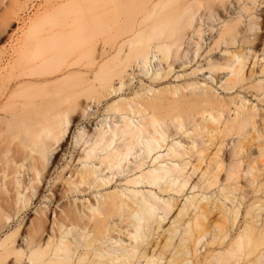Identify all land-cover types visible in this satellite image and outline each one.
Listing matches in <instances>:
<instances>
[{"label": "bare ground", "instance_id": "bare-ground-1", "mask_svg": "<svg viewBox=\"0 0 264 264\" xmlns=\"http://www.w3.org/2000/svg\"><path fill=\"white\" fill-rule=\"evenodd\" d=\"M53 1L34 19L55 17L56 74L48 25L22 31L11 58L0 51L1 130L27 128L23 152L0 143V264H264V0ZM198 58L184 76L220 70L225 94L144 81ZM112 95L47 179L76 120Z\"/></svg>", "mask_w": 264, "mask_h": 264}, {"label": "rangeland", "instance_id": "rangeland-1", "mask_svg": "<svg viewBox=\"0 0 264 264\" xmlns=\"http://www.w3.org/2000/svg\"><path fill=\"white\" fill-rule=\"evenodd\" d=\"M11 2L12 1H15V0H10ZM10 1H8V0H1L0 1V3H2V2H4V3H2L3 5L5 4V2L7 3V4H5V7H2L3 5H1L0 6V51L2 52V50L4 51L3 52V55H4V57H3V55H1L2 53H0V55L2 56H0L1 58H2V60H3V58H5L6 57V59H4V60H7L8 58H11L9 55V53H14V51L13 50H15L14 48H15V46L14 45H16L18 42L16 41L17 40V38H21L23 35L21 34L22 33V31H24V30H26L27 29V31H24V36H23V38L25 37V35L26 36H28L29 34H31V35H33V33L32 32H34V35L33 36H36V35H39L42 31H44L43 30V28L46 26V25H48L47 27H45L44 29H46V30H48V29H50L51 30V28H53V30L51 31L53 34H55V29H56V24H55V17L53 18V17H49V20H47V19H45V20H42V19H38L37 21L34 19V17L37 15V12H40L41 10V13L43 12L44 13V11H45V8H44V6H45V4H47L46 6H49V3L51 4V3H54V4H56L53 0L51 1V0H17V1H15L16 3H12V4H10L11 2ZM59 1H62V0H59ZM58 1V2H59ZM135 1V0H134ZM134 1H130L129 2V4H128V9L131 7L130 5H133V7H131V9H129V13L131 12L130 10H138V7L136 6V4H137V1L136 2H134ZM140 1V0H139ZM9 2V3H8ZM56 2H57V0H56ZM134 2V3H133ZM136 3V4H135ZM12 5L10 8L13 10V5L14 4H16V7L18 8V5H19V9H17L16 10V7L14 8L15 10H13L12 12H11V10L10 9H7V10H9V11H6L7 13H5L4 11L5 10H3V9H5L7 6L6 5ZM18 4V5H17ZM40 4V5H39ZM54 4H53V6H54ZM15 6V5H14ZM37 6H39V7H37ZM45 6V7H46ZM53 6H52V4H51V6L48 8V9H46V11H50V9H51V11H53ZM130 6V7H129ZM9 7V6H8ZM41 7V8H40ZM95 7V6H94ZM98 7V6H97ZM134 7H135V9H134ZM3 8V9H2ZM37 8H40V11H38L39 9H37ZM47 8V7H46ZM44 9V10H43ZM127 9V10H128ZM126 10V11H127ZM136 10H135V12H136ZM121 12V11H120ZM128 12H123V14H126L127 13V15H128ZM135 12H132V13H135ZM121 14H122V12H121ZM65 15H67L66 17H65ZM68 15H69V13H66V14H64V19L66 18L67 19V17H68ZM114 14L112 13V15L111 16H113ZM120 15V14H119ZM129 15H131V13L129 14ZM111 16H107V17H109V19H110V17ZM123 16V15H122ZM34 19V20H33ZM108 18H107V20H109ZM110 21V20H109ZM109 21L108 22H105V23H109ZM111 22H113V26L111 25V27L110 28H112V32H114V30H115V28H117L115 25H114V21H111ZM215 22H217V21H215ZM105 23H102L101 25H103L102 27H105L106 26V24ZM116 23V22H115ZM118 23V22H117ZM116 23V24H117ZM124 24H125V22H123ZM32 24H34V25H36L35 27H34V25H32ZM32 25V26H31ZM43 26V28H41L40 27V29L37 31V29L39 28L38 26ZM51 25V26H50ZM55 25V26H54ZM100 25V26H101ZM120 25H122V24H120ZM127 25V24H126ZM125 25V26H126ZM207 25V24H206ZM210 24L208 23V26H209ZM54 26V27H53ZM124 26V25H123ZM208 26H204V30H206L207 29V27ZM38 27V28H37ZM127 27V26H126ZM126 27H124V29L126 28ZM32 29V30H29V29ZM37 28V29H36ZM55 28V29H54ZM33 29H36L35 31L33 30ZM114 29V30H113ZM123 29V28H122ZM208 29H209V27H208ZM41 30V31H40ZM111 31H109L110 32V34H109V37H113L114 35L111 33ZM209 31V30H208ZM27 32V33H26ZM39 32V33H38ZM48 32V34L46 35V37H45V40H43V45L44 46H46V47H48L49 46V48H46V50L48 49V50H51L50 52L47 50V51H45V55H46V57L45 58H47L46 59V61H47V63H46V61H45V63H46V65L47 64H51L50 65V68H52L51 70H52V72L55 70V72H54V74H56V68L55 67H58V62H60L61 63V59L59 58L60 56L57 54V53H55L51 48H53L54 50H55V48L54 47H52L53 46V44H54V38H55V35H51V32L48 30L47 31ZM26 33V34H25ZM38 33V34H37ZM49 33H50V35H49ZM20 34H21V37H20ZM36 34V35H35ZM112 34V35H111ZM50 37H49V36ZM100 35V36H99ZM111 35V36H110ZM53 36V37H52ZM102 36H105V34H98V39H107L108 40V38L109 37H106V36H108V34L105 36V37H102ZM47 37H48V39H47ZM100 37H102V38H100ZM48 40V41H47ZM50 40V41H49ZM19 41V40H18ZM47 42L46 44H45V42ZM52 41V42H51ZM16 43V44H15ZM52 45V46H50V44ZM192 44V43H191ZM191 44H189V45H191ZM204 44H205V42H204ZM66 45V44H65ZM17 46V45H16ZM193 46V45H192ZM191 46V47H192ZM65 48H67L66 46H64ZM204 47H206V44L204 45ZM13 48V49H12ZM191 48L189 47V52H190V54H189V56H191V50H190ZM230 50H234V49H238V47L237 46H232V47H230L229 48ZM65 50V49H64ZM69 48H67L66 49V51H65V54H66V52L68 53L67 54V56L69 55ZM51 52H53V53H51ZM219 52H222V51H216V53L217 54H220ZM6 53V54H5ZM53 55L54 54V56H50V55ZM56 54H57V56H56ZM215 54V53H214ZM216 54V55H217ZM6 55H8V56H6ZM47 55L49 56V57H47ZM12 56H13V54H12ZM52 57V58H51ZM55 57V58H54ZM50 58V59H49ZM57 58H58V60H57ZM37 60L39 59V57H37L36 58ZM201 60H199V58L198 59H196L197 61H193L192 63H188V64H186V65H184V66H180V67H178V66H176L175 64H179V63H177V61H176V63H174V70H173V72L169 75V76H167V77H165V78H163V79H161V80H157V82L155 83V82H153V81H150L148 78H144V81L146 82V83H150L151 85H153V86H156L157 88L158 87H161V86H164V85H168V84H179V83H181V82H183V80H185V79H188V78H192L193 80H198L199 79V81L201 82L202 80L204 81V82H207L209 85H212V86H214L216 89H217V91L218 92H220L221 94H225V90H223L222 89V87H220V82H217V80H219V77H217L218 76V74H223V73H221L220 72V70H218V71H216V72H218V73H216L215 74V78L212 80V79H210V78H208V79H205V78H203V75H202V73H198L197 75H192V76H184V74H186V73H189V72H191V70L192 69H194L195 68V66H197L198 65V62L199 63H203L204 62V60H202V58H200ZM40 60H41V58H40ZM55 60H56V62H57V64H56V62H55ZM196 62V63H195ZM53 63H55L57 66H55ZM44 65V67L45 68H43V67H41V71H42V74H44V71L43 70H46V69H48V70H46L45 72H46V74H47V71H49L48 72V74L46 75V76H44V75H42L41 74V76H44L45 78L49 75V76H51V77H47V78H52L53 76L55 77V75L51 72V70L49 69V65H48V68H47V66L44 64V62L42 63V66ZM54 67H53V66ZM154 67V66H153ZM19 70H20V67H19ZM50 73H51V75H50ZM178 73H180V77H177L176 75L178 74ZM58 75V74H57ZM56 75V76H57ZM209 75V73H206V76H208ZM217 77V78H216ZM197 78V79H196ZM202 78V79H201ZM153 82V83H152ZM50 82H48V87H49V85L51 84H49ZM67 83H68V81H67ZM52 84H53V82H52ZM54 85V84H53ZM55 86V85H54ZM45 87V86H44ZM53 87V86H52ZM59 87V86H58ZM41 88V87H40ZM50 88H51V85H50ZM42 89V88H41ZM52 89V88H51ZM46 90H47V88H46ZM240 90L241 89H235V90H233L232 91V94H235L236 93V91H238V92H240ZM241 94H246V92L244 91V90H242V92H241ZM247 95V98H249L250 96H249V93H247L246 94ZM116 98V96H114V95H112L111 97H109V98H107L106 100H104L103 101V103H100L99 104V106H92L91 107V109H94V110H92V111H94V114L92 115V116H90V117H81V119H77L76 121V123L73 125V127L71 128V132L61 141V143H60V146H59V144L57 145L58 146V148L57 147H55V151L53 152V155L51 156V159H50V163L51 164H48V166H47V168L45 169V171L44 172H46L48 169H49V166L50 167H52V168H50L49 170V172L50 173H48V175L49 176H47V179L48 178H53L54 176H55V174L57 173L56 171H58V169L60 170V165L62 164V163H64L68 158V154H70V151H71V149H73V146H74V135H75V133H74V131H77L78 129L77 128H79L80 126H87L86 128H88L90 125H91V127H93V125H94V123L95 122H93L92 124H90V122H92V119H93V121H97L98 120V118L100 119L101 117H103V116H106L105 114V106H106V103L107 102H111V100L113 101L114 99ZM253 99V98H252ZM251 99V100H252ZM256 102V101H255ZM94 107H96V108H94ZM102 108H104L103 110H101ZM96 110V111H95ZM104 112V113H101V112ZM94 116V117H93ZM87 119V120H86ZM95 119V120H94ZM91 120V121H90ZM89 124H88V123ZM87 123V124H86ZM81 124V125H80ZM84 124V125H83ZM1 125V124H0ZM17 126V125H16ZM3 127H5V124L3 125H1L0 126V131L1 132H4V133H1L0 134V143H4L3 145H5V143H6V145L7 144H10V145H8L9 147L11 146V148H9V150H11L12 149V147L14 148V146H20V145H18V144H16V142L20 139V136L19 135H24L25 136V132H24V134H23V130L24 131H26L27 130V128H26V130H25V128L23 127V126H17L19 129H20V131H21V127H23L24 129L20 132L17 128V130L15 129V131L13 130V131H11L12 129L11 128H13L14 129V127H9L10 129H9V131L7 130V129H4V130H6V132L5 131H2L1 130V128H3ZM91 127H89V128H91ZM11 133L10 135H9V133ZM13 132H16V134L14 133V134H12ZM6 133V135H4ZM20 133V134H19ZM27 133V132H26ZM4 136H3V135ZM18 134V135H17ZM12 135H17V136H19V137H13ZM2 136V137H1ZM11 136L13 137V138H11ZM21 136V137H22ZM23 136V137H24ZM25 137H27V135L25 136ZM24 137V138H25ZM4 138V139H3ZM9 139V140H8ZM11 139H13V140H11ZM4 140V141H3ZM25 140L27 141V139L25 138ZM3 141V142H2ZM13 141H15V144H14V142ZM20 141V140H19ZM9 142V143H8ZM21 143L23 142V140H22V138H21V141H20ZM26 142H24V144H25ZM24 144H22V145H24ZM55 145V146H56ZM24 146H26V145H24ZM24 146L22 147L23 149H21L20 148V150H18L19 148L17 147V148H14V150L16 149V151H21V152H23L25 149H24ZM1 147H2V144H1ZM3 148L4 147H2V150H3ZM6 148H8V147H5V149ZM0 150H1V148H0ZM14 150H11L10 152H6L7 154H9V153H12L13 154V151ZM23 150V151H22ZM3 153H4V151H3ZM2 153V154H3ZM6 153H4V154H6ZM15 153H18V152H15ZM14 153V154H15ZM0 154H1V151H0ZM48 172V171H47ZM42 185L41 186H43V183H41ZM46 186V187H45ZM42 194H45V192L46 193H49V192H47V184H44V186H43V189H42ZM174 194V193H173ZM188 194L190 195V194H192V190H188ZM39 198H41L42 199V197L40 196ZM40 199V200H41ZM180 199H181V197H180ZM40 200L38 199V200H36L35 201V198L33 197V206L34 207H36L37 208V206L40 204ZM35 201V202H34ZM56 206V204L54 205V207ZM35 209V208H34ZM34 209H32V211H31V213H29V215H27V219L28 220H26V223H27V225H29L30 224V222H31V220L32 219H34V217H35V210ZM53 215H54V213L51 211L50 212V218H52L53 217Z\"/></svg>", "mask_w": 264, "mask_h": 264}]
</instances>
